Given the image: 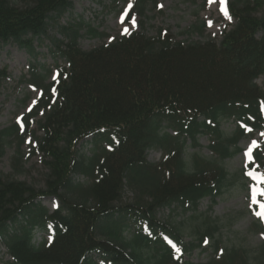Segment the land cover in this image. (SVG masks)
<instances>
[{"label": "trees", "instance_id": "1", "mask_svg": "<svg viewBox=\"0 0 264 264\" xmlns=\"http://www.w3.org/2000/svg\"><path fill=\"white\" fill-rule=\"evenodd\" d=\"M226 1L234 23L219 41L175 39L159 28L85 50L78 43L84 26L89 37L104 34L82 22L60 24L71 0H0V49L11 42L35 57L33 42L47 40L55 64L65 63L50 83L30 65L28 80L41 96L19 123L0 130V158L14 143L16 174L30 134L45 169L39 189L0 176V242L10 264H97L94 255L104 264H194L168 241L181 255L209 242L211 257L202 264H264L259 218L237 232L262 234L257 244L228 247L221 231L240 217H189L202 198L213 202L228 186L244 185L250 172L264 174V136L245 168L231 173L224 165L241 138L264 129V15L257 14L264 0ZM148 2L156 0H131L127 20L146 17ZM206 28L198 21L180 34L202 36ZM228 121L236 123L230 132L222 128ZM201 135L209 157L186 152ZM87 137L89 154L78 148ZM149 150L161 152L158 162L147 160ZM126 190L133 193L128 202ZM45 197L58 201L53 212L41 204ZM174 207L191 213L175 224L157 216ZM38 231L49 240L36 242Z\"/></svg>", "mask_w": 264, "mask_h": 264}, {"label": "rangeland", "instance_id": "2", "mask_svg": "<svg viewBox=\"0 0 264 264\" xmlns=\"http://www.w3.org/2000/svg\"><path fill=\"white\" fill-rule=\"evenodd\" d=\"M130 3L131 0H71V7L59 22L60 24L82 22L104 34L101 37H89L85 34L87 28L84 26L78 43L85 50L101 44H109L116 38L133 31L142 30L146 35L152 36L156 34L159 28L165 29L175 39L203 41L208 38L219 41L222 32L234 23L233 18L228 13L225 16L221 11L220 0H156L155 4L147 3L146 17L133 14L127 20ZM257 14L264 15V7L258 9ZM141 21L143 25H141ZM198 21H203L207 25L202 36L192 35L187 37L180 34L183 29ZM125 29H127V32H125ZM32 47L35 48V57L30 56L23 47H18L11 42L3 45L0 49V70L4 72V76L0 78V130L18 123L24 115L31 111L40 97V90L32 87L28 80L30 65L33 64L34 68L42 74H47L45 83L55 80L56 67L65 65L63 62H57L58 65L55 64L49 53L47 40L41 43L34 41ZM255 82L258 86H262L263 78L260 77ZM42 114L41 110L34 120L37 121ZM235 125V122L228 121L223 123L222 128L226 132H230ZM29 130L33 131L35 135H41L42 133L37 129L36 124H30ZM169 132L173 133L172 131ZM263 134L264 131H256L254 134L239 140L238 147L240 151L224 163L229 172L234 173L245 167L249 160L246 153L253 144H256L263 137ZM197 144L196 148L189 147L186 152L190 154L197 152L204 157L211 156L208 148L209 139L206 135H201ZM34 145L33 136L31 134L26 136L20 147L23 168L17 174L11 164L15 144L6 147L4 155L0 158V176L23 180L38 189L42 188L45 169L42 164V155L37 151L31 152ZM90 146V144L83 145L82 152L89 154ZM160 157L161 152L158 150H150L146 155L149 162H158ZM256 174H252L244 185L241 184L242 182H237L228 186L214 202H211L209 198L202 199L197 207L199 213L189 216L203 213L211 217H221L228 214L232 215L233 221L236 217H240L231 229H222V246L230 247L231 245L243 244L253 247L262 239L260 234L243 236L237 233L239 229L243 230L248 227L250 221L257 217L255 211L259 208L263 192L261 190L262 179ZM76 181L86 182V178L79 176ZM254 194L257 201L255 204L252 203ZM123 197L126 202L131 201L133 193L126 190ZM40 200L41 204L50 211L57 207V202L52 197ZM190 213L186 212L183 215L179 208L174 207L172 210H160L157 216L165 222L175 224L181 222V219ZM41 234H36L38 235L36 241H40ZM45 237L46 239L49 238L48 236ZM185 240L187 241L189 238L186 236ZM209 246L211 247V244L208 242L206 250L201 251L197 248L185 253L182 259L194 264L205 263L211 257V251L208 250ZM177 255L179 254L177 253ZM93 259L97 264H101V259L96 255ZM10 262L11 259L0 242V264H10Z\"/></svg>", "mask_w": 264, "mask_h": 264}, {"label": "snow or ice", "instance_id": "3", "mask_svg": "<svg viewBox=\"0 0 264 264\" xmlns=\"http://www.w3.org/2000/svg\"><path fill=\"white\" fill-rule=\"evenodd\" d=\"M221 3V11L225 14V16H227V9H226V3L225 0H220ZM211 26V25H210ZM125 32H127V29H125ZM55 79V77H54ZM55 91V89H54ZM256 145L253 144L252 147H255ZM252 147L249 148L248 152L246 153V155L248 156L249 160H251V154H252ZM255 193V190H254ZM262 195H264V193H262ZM252 203L255 204L257 203L256 199H255V194L253 196V200ZM262 208H264V205H261ZM258 216H260L262 219H264V212H258L257 213Z\"/></svg>", "mask_w": 264, "mask_h": 264}]
</instances>
